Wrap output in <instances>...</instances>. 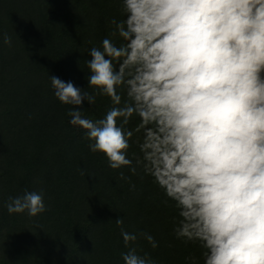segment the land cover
Instances as JSON below:
<instances>
[{
	"label": "clouds",
	"instance_id": "clouds-1",
	"mask_svg": "<svg viewBox=\"0 0 264 264\" xmlns=\"http://www.w3.org/2000/svg\"><path fill=\"white\" fill-rule=\"evenodd\" d=\"M123 9L126 19L112 23L127 43L91 48L87 81L116 103L126 82L133 105L93 122L80 109L95 95L51 75L55 97L76 106L70 123L113 169L131 163V133L117 119L136 112L154 122L147 156L181 210L178 235L202 242L204 264H264V0H123ZM7 208L35 217L46 211L43 192L25 191ZM121 255L124 264H154L135 249Z\"/></svg>",
	"mask_w": 264,
	"mask_h": 264
},
{
	"label": "trees",
	"instance_id": "trees-1",
	"mask_svg": "<svg viewBox=\"0 0 264 264\" xmlns=\"http://www.w3.org/2000/svg\"><path fill=\"white\" fill-rule=\"evenodd\" d=\"M125 19L123 0H0V264H124L130 249L154 264H204L202 242L178 235L181 210L147 156L155 123L136 112L117 119L131 133V163L113 169L89 149L87 130L70 123L76 106L51 86L55 75L95 95L80 109L93 122L133 105L126 82L116 103L87 81L89 50H102L106 38L126 45L112 23ZM123 59H113L117 70ZM25 191H42L46 211L9 213L11 198Z\"/></svg>",
	"mask_w": 264,
	"mask_h": 264
}]
</instances>
